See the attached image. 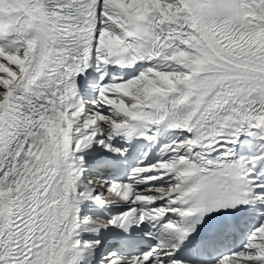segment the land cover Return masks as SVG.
I'll list each match as a JSON object with an SVG mask.
<instances>
[{"label": "snow or ice", "instance_id": "snow-or-ice-1", "mask_svg": "<svg viewBox=\"0 0 264 264\" xmlns=\"http://www.w3.org/2000/svg\"><path fill=\"white\" fill-rule=\"evenodd\" d=\"M0 264H264V0H0Z\"/></svg>", "mask_w": 264, "mask_h": 264}]
</instances>
